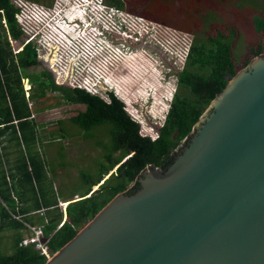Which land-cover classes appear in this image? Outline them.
I'll list each match as a JSON object with an SVG mask.
<instances>
[{
    "label": "water",
    "instance_id": "95a60500",
    "mask_svg": "<svg viewBox=\"0 0 264 264\" xmlns=\"http://www.w3.org/2000/svg\"><path fill=\"white\" fill-rule=\"evenodd\" d=\"M182 139L164 169L146 164L133 192H116L42 264H264V51Z\"/></svg>",
    "mask_w": 264,
    "mask_h": 264
},
{
    "label": "trees",
    "instance_id": "16d2710c",
    "mask_svg": "<svg viewBox=\"0 0 264 264\" xmlns=\"http://www.w3.org/2000/svg\"><path fill=\"white\" fill-rule=\"evenodd\" d=\"M108 1L122 6V0ZM0 9V231L5 227L13 229L12 248L7 253L0 252V264H42L46 259L32 245L18 244L23 224L12 213L24 215L23 219L28 222L40 221L43 234L48 236L46 247L52 253L116 192L123 189L133 192L138 183L134 182L131 189H127L128 184L146 164L164 169L171 162L172 152L180 140L215 93L251 56L264 50L263 16L252 17L254 30L259 35L247 44L237 62L231 54L233 42L239 35L235 25L210 23L203 40L190 42L183 66L177 73V87L171 94L162 121L156 126V133L150 136L139 132L138 122L112 92L108 93L109 99L104 100L83 88L55 83L52 72L36 56L30 42L12 51L1 16L8 34L17 38L21 30L14 16L15 8L10 0H0ZM41 63L40 69L27 70ZM22 77H27L31 84L30 98L43 97L46 89H50L59 91L66 101L82 103L83 109L68 117L81 128L89 129L99 123L108 126L110 146L103 154V161L98 163L93 175L81 173L85 188L75 199L71 200L72 195L65 198L70 200H64L68 202L64 204L65 217L59 225L61 209L51 192L52 183L43 160L34 149L37 122L24 95ZM108 170L112 171L107 174ZM111 177L115 181L107 184ZM92 185L94 189H91ZM38 208L44 209L45 221L42 217L33 219L30 212Z\"/></svg>",
    "mask_w": 264,
    "mask_h": 264
},
{
    "label": "rangeland",
    "instance_id": "374dc122",
    "mask_svg": "<svg viewBox=\"0 0 264 264\" xmlns=\"http://www.w3.org/2000/svg\"><path fill=\"white\" fill-rule=\"evenodd\" d=\"M19 1L24 2L23 7L30 1L41 5L42 10H38L34 17H43L47 13L46 6L57 7V4H53L54 1L56 3L61 0ZM66 6L63 5L65 8ZM121 7L125 12H115L112 16L116 17L118 13H131L132 15H124L120 19L129 21L132 18L129 21L131 27H140V39L129 44L126 42L128 48H122L107 63L99 62V59H91L88 66L101 73L109 70L108 88L103 89L98 85L94 86L95 90L102 96H105L107 89L112 90L116 97L123 101L127 113L137 120L139 132L150 136L156 133V126L162 121L163 107H167V103L163 106L160 94L159 100H154L155 93L161 89L168 91L177 87L172 77L168 76L167 79V73L174 66L170 56L181 52L177 60L181 65L183 50H186L187 44L193 40H203L210 23L220 25L230 22L239 31L231 49L232 57L237 62L245 53L247 44L259 35L254 30L252 17L260 15L264 18V0H122ZM51 10L52 8L48 9L49 12ZM89 12L101 16L106 21L111 18L110 15L97 12L91 7ZM70 15L75 13L72 12ZM135 15L141 16V19L133 18ZM147 25L150 26L146 29ZM24 36L21 33L13 39L12 47H16ZM73 37L74 33L70 28L55 25L50 28L49 39L56 43L53 44L55 47L59 46L60 51L53 48L50 52L49 50L45 52L47 48L45 45L42 50H40L42 46L39 47V53L45 52V56L47 55L50 61L48 62L56 70L54 82L57 84L67 86L63 80L67 72L76 82H82V79L87 81L93 77L85 67H82L84 52H77V47L66 43L67 40L71 42ZM66 52H71L73 55L69 61L65 60ZM79 53L80 57L77 58ZM41 65L43 64L28 67L27 70H38ZM167 66L171 67L169 71L166 69ZM160 82L164 84L162 87ZM91 83L89 81V84ZM28 100L37 122L34 149L43 160L48 180L52 183V194L57 199L69 197L73 192L80 194L86 185L81 173L93 175L98 163L103 161V154L110 146L108 126L106 123H99L89 129H83L70 121L68 117L77 110L83 109L84 105L66 101L56 90L46 89L43 97L37 96ZM155 120L158 122H153ZM185 140L181 139L180 143ZM179 144L172 153L180 148ZM3 165H6L5 161ZM111 171L108 170L107 174ZM114 181L115 179L111 177L106 183ZM134 182H130L128 186ZM93 187L92 185L91 189H94ZM74 197L76 198V194L72 195V198ZM64 202L68 201H63L62 205L58 201L62 213L63 211L65 213ZM12 234L13 229L10 227L0 231L1 253L11 250Z\"/></svg>",
    "mask_w": 264,
    "mask_h": 264
},
{
    "label": "built area",
    "instance_id": "2783aa9c",
    "mask_svg": "<svg viewBox=\"0 0 264 264\" xmlns=\"http://www.w3.org/2000/svg\"><path fill=\"white\" fill-rule=\"evenodd\" d=\"M10 2L15 8L14 16L21 30V33L25 35L16 47H12L11 42L15 38H12L8 34L5 24V19L3 16H1V22L6 30L7 39L11 45L12 51H17L22 47L23 44H25L26 42H30L35 48L36 56L40 58L43 62H45L48 68L50 69V71L52 72L53 81H54L56 70L53 68V65L49 63L50 61L47 59V55L45 56V52L47 50H49L50 52V50H52L53 48H56L59 51L60 49L59 46L55 47L53 44L56 43L52 42L49 39L50 28L54 27L55 25L68 27L73 31L74 37L72 38L71 42L67 40L66 43H68L69 46L73 45L77 47L76 50L77 52L80 51L84 52L82 67H85L88 73H91L93 77L87 81L85 79H82V82H76L73 80V77L70 76V74L67 72L63 78L64 82H66L67 85L83 88L87 92L96 94L104 100L109 99L108 93L109 92L113 93L112 90L107 89L105 92V96H102L97 93V90H95L96 88L94 87L99 85L100 87H103V89L108 88L107 82L109 81V76H108L109 70L106 71L105 73L98 72L97 70L92 69L91 66H88V62L91 59H96V60L99 59V62L107 63V61L111 59V57L114 56L115 54L117 55V52H119L122 48L124 47L128 48L126 42L129 44L135 42V40L138 41L140 39V34H141L139 32L140 27L137 26L131 27L132 24H130L129 21L132 18L129 19V21L127 19H125L124 21L120 19V17L124 15H132L131 13H127V14L118 13L116 17L112 16V14H115V12L121 13L125 11L121 6L112 4L108 0H61L58 2L56 1V3L54 1L53 4H57L58 5L57 7L46 6L47 13L43 17L40 16L34 17V14H36L38 10H42L41 5H38L37 3L30 1L26 6L23 7L24 2H21L19 0H10ZM63 5H67L66 8L63 7ZM90 7L92 9H95L97 12H104L107 15H110L111 16L110 20L106 21L101 16H96L90 13L89 12ZM50 8H52V10L49 12L48 9ZM67 11L69 12L67 13ZM0 12L2 13V9H0ZM72 12L75 13V15H72L74 17L70 15V13ZM133 18L140 20L141 16L135 15ZM149 26L150 25H147L146 29ZM29 29L30 31L28 32ZM146 32H148V30ZM189 44L190 42L187 44L186 50L185 49L183 50L184 51L182 56L183 61L181 65H179L177 62L179 56L181 55V52L176 53L175 56L174 55L170 56L172 57V64L174 66H172L173 69L167 73V79L168 76H170L176 82L177 73L178 71L181 70L183 66ZM43 45H45L47 48L45 49V52L39 53V47L42 46L40 47V50H42ZM53 55L54 54H52V56ZM65 56L64 57L66 61H69L70 59L73 58L71 52H66ZM79 57H80V53L78 54L77 58ZM166 69L169 71L171 67L167 66ZM89 81H91L92 83L89 84ZM163 85L164 84L161 83L160 87H162ZM22 87L24 90V95L27 99L30 84L26 77H22ZM173 89L174 87L168 91L163 89L157 91L154 95V100H159L158 95L160 94V98L162 99L163 106L165 103H167L168 106L169 100L171 98V94L174 91ZM166 108L163 107L162 116H164ZM140 116L142 117L141 114ZM32 212L42 217L43 221L46 220L43 208L35 209ZM12 216L14 218H19V214L12 213ZM61 222L62 219L57 223V225H59ZM23 227L25 230L22 233L21 238L18 241V244L19 245L30 244L32 245L33 248L38 250L39 253L44 254L45 257L48 258L51 255V253L46 247L45 244L46 241H42V237L44 236L42 223L23 221Z\"/></svg>",
    "mask_w": 264,
    "mask_h": 264
},
{
    "label": "crops",
    "instance_id": "0c3cea01",
    "mask_svg": "<svg viewBox=\"0 0 264 264\" xmlns=\"http://www.w3.org/2000/svg\"><path fill=\"white\" fill-rule=\"evenodd\" d=\"M27 78V77H26ZM28 80V79H27ZM29 82V81H28ZM29 84H30V82H29ZM29 91H30V88H29V90H28V97H27V102H29ZM29 104H30V102H29ZM28 104V105H29ZM73 194H76V197H78V194L77 193H75V192H73L72 193V195ZM67 198V197H66ZM64 200H70V199H65V198H63ZM63 199H60V198H58V201L60 202V204L62 205V202L64 201ZM73 198H71V200H72ZM61 200H63V201H61ZM65 207V206H64ZM34 211V210H33ZM32 215H33V219H36V218H39L40 216L39 215H37V214H35V213H33L32 211L30 212ZM61 214H62V216H61V219L63 220L64 219V217H65V213H64V211H63V213H62V211H61ZM23 217H24V215H20L19 214V218H16V219H18V220H20L21 222H22V224H23V221H26V222H28V220H26L25 218L23 219ZM32 222H40V221H36V220H34V221H32ZM24 227H22L21 229H20V231H21V235H22V233L24 232Z\"/></svg>",
    "mask_w": 264,
    "mask_h": 264
},
{
    "label": "flooded vegetation",
    "instance_id": "af4514ba",
    "mask_svg": "<svg viewBox=\"0 0 264 264\" xmlns=\"http://www.w3.org/2000/svg\"><path fill=\"white\" fill-rule=\"evenodd\" d=\"M133 187H134V183H133L132 185L128 186L127 189H131V188H133Z\"/></svg>",
    "mask_w": 264,
    "mask_h": 264
},
{
    "label": "bare ground",
    "instance_id": "6f19581e",
    "mask_svg": "<svg viewBox=\"0 0 264 264\" xmlns=\"http://www.w3.org/2000/svg\"><path fill=\"white\" fill-rule=\"evenodd\" d=\"M94 186V185H93ZM64 204H66V202H64Z\"/></svg>",
    "mask_w": 264,
    "mask_h": 264
},
{
    "label": "clouds",
    "instance_id": "9594fccd",
    "mask_svg": "<svg viewBox=\"0 0 264 264\" xmlns=\"http://www.w3.org/2000/svg\"><path fill=\"white\" fill-rule=\"evenodd\" d=\"M165 79V78H164ZM164 79H163V81H164ZM147 134V133H146Z\"/></svg>",
    "mask_w": 264,
    "mask_h": 264
}]
</instances>
